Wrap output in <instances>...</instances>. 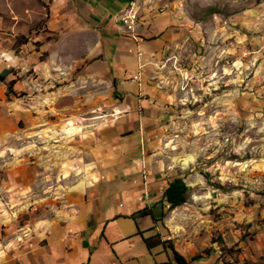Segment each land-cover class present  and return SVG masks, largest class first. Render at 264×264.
Segmentation results:
<instances>
[{
  "label": "rangeland",
  "instance_id": "rangeland-1",
  "mask_svg": "<svg viewBox=\"0 0 264 264\" xmlns=\"http://www.w3.org/2000/svg\"><path fill=\"white\" fill-rule=\"evenodd\" d=\"M45 1L0 0V74L10 70L0 83V264H20L45 226L67 225L83 169L114 163L117 148L119 168L130 167L148 143L190 188L150 234L188 264H264V0H132L136 58L125 63L136 59L135 77L114 55L118 30L129 34L122 15L104 20L114 0H57L53 15ZM74 4L106 23L67 14ZM132 81L136 94L119 86ZM148 119L142 135L137 120ZM107 205L102 197L92 227ZM160 251L143 263L162 261Z\"/></svg>",
  "mask_w": 264,
  "mask_h": 264
},
{
  "label": "crops",
  "instance_id": "crops-1",
  "mask_svg": "<svg viewBox=\"0 0 264 264\" xmlns=\"http://www.w3.org/2000/svg\"><path fill=\"white\" fill-rule=\"evenodd\" d=\"M62 1L65 5L66 0ZM130 1L132 0H114L113 4L116 6L117 11L111 15L106 12L104 20H117L120 12L128 6ZM43 2L46 1L43 0ZM56 2L57 0H53L52 4H47L51 15H53V12L57 14L62 12L57 11L56 8L54 9ZM77 8H79V11H76ZM83 12L81 4H74L72 10L67 12V14L75 15L76 13L79 16L83 15L86 17L87 22H91L96 28L106 23V21L103 24L94 23L89 18L92 10L87 13ZM83 24L85 25L86 23L84 22ZM115 26L117 27L114 24L113 27L117 29ZM81 27L82 25L79 26L78 30H81ZM138 30L141 35H151L147 27L144 28L139 25ZM94 33L97 34L98 32L94 31ZM117 33L119 35L117 40L122 44L115 45L114 55L119 59L124 57V74H131L135 77L136 59L134 62L125 63V61H130L131 58H136L134 50H132V54L127 52L130 51V49H127V46L128 48L130 47L128 43H134L133 38L130 34H127V36L126 34L122 35L119 30ZM98 38L102 37L98 34ZM140 47L148 52L149 57L152 46L140 43ZM127 83L119 82V86L122 87L124 92L132 91L136 94V82L132 81L130 85ZM133 101L135 100H130L126 106H136L137 102ZM130 117L127 118L129 122ZM133 117L136 118L135 113ZM137 121V128L140 134L144 135V126H148L149 132L151 127L149 119L148 123L145 120ZM97 134L98 132L94 133V141L103 142ZM150 145L152 144L148 143V146L141 150L140 157L131 159L130 167L121 165L119 168V158L122 152L117 148L114 154L116 157L114 163L104 164L103 167L95 166L83 169L92 179L83 177L78 184L79 188L83 189V194L80 196L78 203H71L75 207L69 210L75 214H69L67 225L61 229L45 226L47 229L46 240L41 242L42 245L38 244V247L21 253L19 257L20 264H147L142 261L146 253L152 255L158 248L161 251L155 256H163V260L158 263H162L165 260L168 261L170 253L167 250L161 246L148 250L143 242V238L152 236L149 230L154 223L152 219L149 216L131 218L133 214L145 207L153 208V212L156 214L158 211L157 204L162 200L163 189L170 180L176 178L170 177V174L165 173L159 164L154 163L155 160H158V155L157 153L148 155ZM93 156L97 160L101 157L97 148L93 151ZM143 172L146 175H143ZM86 186L88 187L86 188ZM102 197L108 199V205L104 209L102 217L96 220L94 227H92L90 225L92 220H89V216L92 215L95 206ZM149 219H151V223L148 222ZM52 233H55V242L51 241ZM23 249L26 250L27 248Z\"/></svg>",
  "mask_w": 264,
  "mask_h": 264
},
{
  "label": "trees",
  "instance_id": "trees-1",
  "mask_svg": "<svg viewBox=\"0 0 264 264\" xmlns=\"http://www.w3.org/2000/svg\"><path fill=\"white\" fill-rule=\"evenodd\" d=\"M18 42V41H17ZM27 40L20 43L22 45L26 44ZM10 74V70L5 69L0 74V83H2L5 78ZM14 85L13 81L8 83V87ZM190 196V188L185 184L184 180L180 177H176L170 180L162 191V200L157 204L158 215L153 212V208H143L137 213L133 214L131 218H142L149 216L153 222L162 221L166 216L167 212L172 211L182 205H184ZM143 242L148 250L155 247L161 246L165 250H170L171 256L167 262L155 263V264H188L189 262L180 254H178L174 249L169 240H162L156 235H152L143 238ZM201 257H193L190 261L197 262Z\"/></svg>",
  "mask_w": 264,
  "mask_h": 264
},
{
  "label": "built area",
  "instance_id": "built-area-1",
  "mask_svg": "<svg viewBox=\"0 0 264 264\" xmlns=\"http://www.w3.org/2000/svg\"><path fill=\"white\" fill-rule=\"evenodd\" d=\"M134 8H135V2L130 1L128 6L120 13L122 15L121 21L123 22L124 26L126 27V30H128L133 40L136 39L135 34H134L135 32L134 28H135V22H136ZM144 174L146 175V173L143 172V175Z\"/></svg>",
  "mask_w": 264,
  "mask_h": 264
},
{
  "label": "bare ground",
  "instance_id": "bare-ground-1",
  "mask_svg": "<svg viewBox=\"0 0 264 264\" xmlns=\"http://www.w3.org/2000/svg\"><path fill=\"white\" fill-rule=\"evenodd\" d=\"M72 132H69L70 134L74 133L76 130L75 129H72L71 130ZM193 161L192 158H184L183 160L179 161L181 162V164L183 165V167H186L188 164H190L191 162Z\"/></svg>",
  "mask_w": 264,
  "mask_h": 264
}]
</instances>
